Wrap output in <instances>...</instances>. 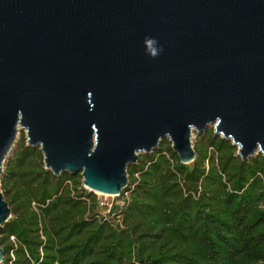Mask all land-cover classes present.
Masks as SVG:
<instances>
[{
  "label": "water",
  "instance_id": "water-1",
  "mask_svg": "<svg viewBox=\"0 0 264 264\" xmlns=\"http://www.w3.org/2000/svg\"><path fill=\"white\" fill-rule=\"evenodd\" d=\"M207 126L264 158V0H0V173L20 128L53 176L116 196L138 154L191 163Z\"/></svg>",
  "mask_w": 264,
  "mask_h": 264
},
{
  "label": "trees",
  "instance_id": "trees-1",
  "mask_svg": "<svg viewBox=\"0 0 264 264\" xmlns=\"http://www.w3.org/2000/svg\"><path fill=\"white\" fill-rule=\"evenodd\" d=\"M24 142L0 177L2 264H264L259 153L240 160L208 129L180 164L160 141L126 166L127 202L103 216L78 174L53 176Z\"/></svg>",
  "mask_w": 264,
  "mask_h": 264
},
{
  "label": "rangeland",
  "instance_id": "rangeland-1",
  "mask_svg": "<svg viewBox=\"0 0 264 264\" xmlns=\"http://www.w3.org/2000/svg\"><path fill=\"white\" fill-rule=\"evenodd\" d=\"M208 129H211V130H212L211 127L207 126V127L202 131V133H204V132H205L206 130H208ZM202 133L197 134L195 131H191V136H190V142H191V144L196 140L197 136L202 135ZM21 138H23V140H25V139H24V132H23L20 128H18V129H17L16 137H15V139H14V142H13L12 146L10 147L9 152L7 153V155L5 156V158H4V160H3V163H2V166H1L0 177H1V175H2L3 167H4L5 163H6V161L10 160V159L13 157V155L15 154V151L17 150L16 148H17V146L19 145V143H20V141H21ZM161 141H167V139H163V140H161ZM24 143H25V142H24ZM35 148L38 149V147H35ZM256 153H258V152H256ZM256 153H255V154H256ZM141 154H142V153H140L139 155H141ZM92 194L95 196L96 200H100V201H103V202H104V201H109V200H111V198L108 197V196H103V195H100V194H98V193H92ZM100 209H101V208H100ZM100 213H101V214L104 213L102 209L100 210Z\"/></svg>",
  "mask_w": 264,
  "mask_h": 264
},
{
  "label": "built area",
  "instance_id": "built-area-1",
  "mask_svg": "<svg viewBox=\"0 0 264 264\" xmlns=\"http://www.w3.org/2000/svg\"><path fill=\"white\" fill-rule=\"evenodd\" d=\"M81 187L83 188V186H81ZM84 190H86V189H84ZM103 196H106V195H103ZM108 197H110L111 200L104 201V202L103 201H100V200H97V205L104 212L103 214H101L103 216L104 215H108V214H112V209L114 207H116L117 209L122 208L126 204V202H127L128 191H124V189H123V190H121V192L119 193V195H116V196H108ZM9 239L11 241H13V238L12 237H10ZM9 257L12 258L11 254H9ZM0 264H2V263L0 262Z\"/></svg>",
  "mask_w": 264,
  "mask_h": 264
},
{
  "label": "clouds",
  "instance_id": "clouds-1",
  "mask_svg": "<svg viewBox=\"0 0 264 264\" xmlns=\"http://www.w3.org/2000/svg\"><path fill=\"white\" fill-rule=\"evenodd\" d=\"M147 43V50H148V53L151 57L155 58L158 54H159V50L158 48L156 47V44H157V41H155L154 39H148L146 41Z\"/></svg>",
  "mask_w": 264,
  "mask_h": 264
}]
</instances>
